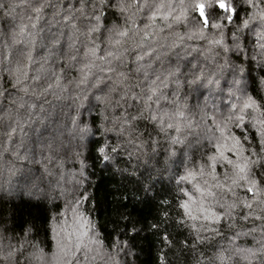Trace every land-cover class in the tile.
I'll list each match as a JSON object with an SVG mask.
<instances>
[{"label": "clouds", "instance_id": "9594fccd", "mask_svg": "<svg viewBox=\"0 0 264 264\" xmlns=\"http://www.w3.org/2000/svg\"><path fill=\"white\" fill-rule=\"evenodd\" d=\"M0 264H264V0H0Z\"/></svg>", "mask_w": 264, "mask_h": 264}, {"label": "trees", "instance_id": "16d2710c", "mask_svg": "<svg viewBox=\"0 0 264 264\" xmlns=\"http://www.w3.org/2000/svg\"><path fill=\"white\" fill-rule=\"evenodd\" d=\"M110 183V180L108 178H103L100 180L98 188H97V196L104 195L105 199L107 198L109 188L108 185ZM42 212V210H41Z\"/></svg>", "mask_w": 264, "mask_h": 264}]
</instances>
